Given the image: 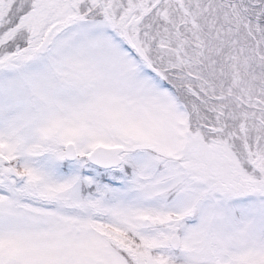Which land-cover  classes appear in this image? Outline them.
Here are the masks:
<instances>
[{
  "label": "snow or ice",
  "instance_id": "obj_1",
  "mask_svg": "<svg viewBox=\"0 0 264 264\" xmlns=\"http://www.w3.org/2000/svg\"><path fill=\"white\" fill-rule=\"evenodd\" d=\"M0 264H264V0H0Z\"/></svg>",
  "mask_w": 264,
  "mask_h": 264
}]
</instances>
